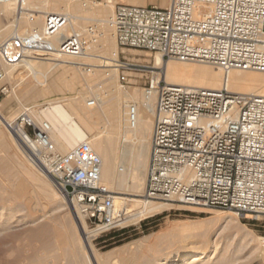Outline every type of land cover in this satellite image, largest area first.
I'll list each match as a JSON object with an SVG mask.
<instances>
[{
  "label": "built area",
  "instance_id": "2783aa9c",
  "mask_svg": "<svg viewBox=\"0 0 264 264\" xmlns=\"http://www.w3.org/2000/svg\"><path fill=\"white\" fill-rule=\"evenodd\" d=\"M73 19L70 13H48L41 28L0 43V81L6 76L3 65L28 57L90 55L101 43V25L67 35ZM109 24L123 55L138 50L163 59L202 60L226 74L264 69V0H171L165 7L121 3ZM121 54L112 61L122 87L146 77L145 96L157 90L144 199L264 219V96L170 85L163 79L155 88L151 63ZM9 92L7 85L0 86V96ZM98 103L99 98L88 100L89 106ZM128 109L134 124L138 104L130 102ZM9 130L77 216L97 227L107 225L103 230L114 227L116 193L103 183V160L88 141L60 152L51 139L52 125L33 106Z\"/></svg>",
  "mask_w": 264,
  "mask_h": 264
},
{
  "label": "rangeland",
  "instance_id": "374dc122",
  "mask_svg": "<svg viewBox=\"0 0 264 264\" xmlns=\"http://www.w3.org/2000/svg\"><path fill=\"white\" fill-rule=\"evenodd\" d=\"M32 1L31 4L42 5L40 7L45 4L43 0ZM127 1L129 0H115L114 4H110L107 0H61L58 7H52L50 2V5L46 4L43 8L54 13L71 12L75 18L71 22L73 26L70 24L71 26L68 25L67 27L68 32L65 33L68 35L75 31H82L95 22L102 24L100 19H109L113 15L116 5L129 4ZM0 5L3 6L5 3H0ZM149 5L162 7L160 0H150ZM71 6L73 7L72 11H70ZM74 9H76L77 14ZM22 10L24 11V9L7 10L3 15H0V43L11 35L14 21L17 16L23 13ZM98 10L101 12L98 13ZM27 17L23 13L20 18L19 25L22 34L33 30L35 27L41 28L43 26L44 18L38 25L30 26L25 24V21L28 20ZM108 27L110 28V26ZM101 29L103 32L105 31L103 24ZM109 35L111 38L113 37L117 50L121 54V49L117 45L112 29L109 31ZM111 48L107 52H103L100 43L90 55L78 58H67L66 56L28 57L35 61L34 67L36 68L28 67L29 65L24 62L14 67L13 70L3 65L6 76L0 81V86L7 85L10 89L9 93L0 96V110L3 116L8 122H14L25 108L33 106L41 117L48 120L40 112L48 107L52 100H63L73 113L77 107L82 108L83 106L99 111L104 104L89 106L87 100L97 98L98 95L104 99L113 98L118 94L121 98H125L126 94L124 93L127 91L132 93L138 102H141L140 99L145 98L143 88L147 82L146 77L133 80L134 84L129 87H122L118 79L119 72L115 70V64L110 59L114 44ZM125 52L120 57L126 56L140 62L151 63L155 69L149 74V77L155 80L154 87L157 86L156 82L160 80H156V72H160L165 77L167 65L162 64L160 68L155 66L158 54L138 50ZM54 58L66 59L69 62H61L60 65L53 67L52 59ZM163 61L174 62V64L181 66L187 64L186 66L191 67V69L197 67V64L198 66L201 64L213 68L219 67L198 60L181 61L165 58ZM78 62L80 63L78 64ZM250 71L264 73L261 70ZM245 73L247 71L233 70L230 73V80L234 74L243 78ZM223 74L225 75L224 71ZM107 87L111 88V95L105 91ZM73 98L78 99L75 101L77 105L73 103L71 106L69 104ZM156 101L157 99H155ZM99 120L93 126L92 134L107 137V120L105 117ZM8 128V125L0 123V134L3 135L7 144L6 148H3L0 143V208H5L0 213V264H28L29 260H56L59 264L62 261L61 264H71L72 262L70 263L68 260H81V264H87L83 251L84 243L75 221L74 210L65 197L61 196L60 201L57 200L56 193H62L47 177L48 174H43L28 158L25 151L19 147L18 139ZM122 129L117 135L118 137L116 136L118 154L121 151L122 135L125 133V128ZM151 139H149V147H151ZM56 146L63 153L70 150L63 151L58 144ZM117 160H119L117 161L118 168L123 165V160L120 156ZM127 166L130 167L129 164ZM118 173L123 177L126 176L125 172L118 171ZM103 183L106 185L105 181ZM22 190L26 191V194L24 196L21 194L20 197L19 193L23 192ZM110 190H116L119 192H115L117 196L125 197V199L116 198V220L118 221L113 228L101 230L99 235L92 237L91 246L99 254L117 253L118 256L114 260V263L116 261L117 263L115 264H131L129 263L130 259L138 260L135 264H151L152 261L144 263L143 260H153L155 257L164 254L168 247L174 244V241L163 238L158 242L156 248L149 249L146 246L151 244L150 238L155 234L164 235L172 225L190 226L191 228L188 227L189 231L186 230L184 234L199 236L190 238V241L193 242L191 248L194 250L203 248L202 241H209L206 246L205 261L201 264H264V219L258 215L247 216L236 210L194 208L173 202H154L167 204L161 212L139 218L137 212L143 202L138 199H144V193L134 194L133 187L130 185L120 186L114 190L110 188ZM27 191L29 192L27 193ZM87 226L89 229L97 228L96 225L89 223ZM115 231L124 232L115 236L111 235ZM209 231H214L210 238L207 236ZM63 236L64 238L61 239ZM139 243L140 247L138 246ZM175 245L181 247L185 245V242H177L173 246ZM80 262L78 263L80 264Z\"/></svg>",
  "mask_w": 264,
  "mask_h": 264
},
{
  "label": "bare ground",
  "instance_id": "6f19581e",
  "mask_svg": "<svg viewBox=\"0 0 264 264\" xmlns=\"http://www.w3.org/2000/svg\"><path fill=\"white\" fill-rule=\"evenodd\" d=\"M31 1L32 0H10L6 2L5 5L3 6L0 5V15H3L4 12H7V10L24 9V11L22 10L23 13L28 16L27 17L28 20L25 21V24L34 26V25H38L46 14L54 13L52 11L48 12L49 9L47 8H43L44 5L46 4L50 5V2H51L52 7H58L61 2V0H51V1L43 0L45 4L43 5V7H40L42 5L40 6H37L35 4L33 5L31 4ZM107 2L110 4H114L115 0H107ZM128 2L133 3L134 1L129 0L127 1V3ZM66 8L68 9V7ZM71 8H72L71 10L69 8L70 11L73 10L72 6ZM75 10L76 9H74V11ZM99 11L101 12V10H98V13ZM67 13L71 14V12L69 11H67ZM21 15L16 17L14 21V25L12 27L13 29H12L11 34L21 33L20 25H19ZM109 19H105V18L100 19L101 23L103 24L105 28V31L101 39V48L103 52H107L114 44V49L112 51V58H110L111 60H114V58L118 57L119 52L117 50L114 39H112L113 37L111 38L109 35V31H111L112 29L109 24ZM108 26H110L111 29ZM65 32H68L67 28H65ZM157 56L158 57L156 58L155 66L160 68L162 64H166L167 72H166L165 77H163V75L160 72L158 73L156 72L155 73L156 80L164 79L167 84L185 86V87H190L194 89L205 88V89H210V90H219L223 87H226L228 90L234 93L264 96V73L257 72V71L256 72L247 71V73H245V76L243 78H241L237 74H234L230 80V73L233 70L230 71L228 74L224 72L225 73L224 75L223 74L224 70L220 69L219 67L213 68V67H209V66H205L201 64H200L201 66L200 65L198 66L197 64V67L194 68L193 66L194 69H191V67L189 68L188 66H186L187 64L184 66L182 64L181 66V65L174 64V62L172 63L164 62L163 61L164 59L161 57V55L158 54ZM66 57L67 58H78V57H73V56H66ZM29 58L25 59L24 63L29 65L28 67L36 68L34 67L35 61ZM52 60H53V63H52L53 67L60 65L61 62H69L66 59L64 60V59L54 58ZM198 61L207 62V61H202V60H198ZM79 63L80 62H78V64ZM207 63H210V62H207ZM17 65H10L7 67L13 70V68L16 67ZM259 70L264 71V69H259ZM225 81H226V84H225ZM105 91L108 94L111 92V88L107 87L105 88ZM124 94H126L125 98H121L118 94L116 96H113V98L111 97V98H105V99L101 98L98 95L97 96V98H99L98 104L99 105L104 104L103 107L99 111H96L97 109H93L91 107L88 108V107L83 106L82 108L77 107L73 113L70 111L68 106L65 104L66 102L64 103L63 100H52L49 102V106L44 108L41 111V113L48 119V121L52 125L51 139L53 140V142L59 145L60 149H62L63 151H66V150L72 149L81 141H88L92 145L94 150L101 156L103 160L102 181H105L107 187L109 189L111 188L114 190L120 186L130 185V187L131 186L133 187L134 194H139V193L145 192L147 170H148L149 157H150V151H151V147H149V139L152 138L153 131H154L153 117H155V114H156V106H155L156 97L155 96L157 94V90L155 89L153 91V94L150 97L145 96V98H141V99L139 98L141 102H138L137 101L138 99L135 98L134 95L130 93L129 91H127ZM76 100L78 99L73 98L72 102L69 105L72 106V104L75 103ZM130 102H135L138 104V111L136 114L134 124L132 122L131 115L129 114V109H128V104ZM123 107H124V110H123ZM74 114H76V116H74ZM102 117H105L107 120L106 121L107 123L106 132L108 133L107 137H102L100 134L98 135L92 134L94 130L93 126ZM0 123L6 126L8 125V127L10 128V126H12L14 122L13 121L8 122L0 110ZM122 128H125V133L122 135L123 137L121 136L122 137V143L120 144L121 151L118 154V149H117L118 139L116 138L118 137L117 135L119 134ZM0 143L3 148H6L7 144L3 138V135L1 134H0ZM19 147L22 149L20 144H19ZM119 156L123 160V165L117 168V161H119L117 159ZM127 164H129L130 167L127 166ZM118 171L125 172L126 176L123 177L122 175L118 173ZM42 173L47 175L44 172ZM47 177L50 179V181H52V183H54L53 180H51L50 176L47 175ZM20 184L22 183L20 182ZM28 192L29 191H27V193ZM114 192L119 193L116 190H114ZM21 194L22 196H24L26 194V191L20 192L19 193L20 197H21ZM56 196H58L57 197L58 201H60L61 196L64 197L59 192L56 193ZM116 198L125 199V197L117 196V195H116ZM138 200H142L143 202V204L139 207V210L137 212V215L139 216V218L150 216L158 212H161L162 210H164V207L167 204V203H154L151 201H147L146 199H138ZM4 209H5L4 207L0 208V213L3 212ZM236 214H239V213H236ZM75 218H76L75 219L76 224L80 232V236L84 243L83 251L85 252V257L87 259L86 262H88L87 264H115L117 263V261L114 263V260L116 259L115 257L118 256L117 253H116L117 255L115 253L114 254L113 253L99 254L91 246L92 237L99 235L101 230L106 228L107 225H101L97 228L89 229L82 215L80 216L76 215ZM117 221L118 220H116L115 222ZM188 227L190 226L181 227V225L180 226L172 225L169 228V230L166 233H164V235L161 233L153 235V237L150 238L151 244L146 246L149 249L156 248V246L158 245V242L163 240V238L169 241L170 240L174 241V244H177V242H185V245L181 247L179 246L177 247L176 245L173 246L174 245L173 244L170 247H168V250L165 251L164 254L155 257L153 260H149V259L143 260L144 263H149V261L150 262L152 261L151 264H201L202 262H204L205 261L204 259L206 258V253H207L206 246L209 244V241L201 242V244H203L202 249H198V250L192 249L191 247L193 246V242L190 241V238L192 239V237L196 238L199 236H194L190 234L185 235L184 232L186 230L189 231ZM213 233L214 231H209L207 233V236L210 238ZM63 238L64 236L61 239ZM64 241H67V240L64 239ZM138 246L140 247V243L138 244ZM123 259L125 260V257ZM68 261L70 263L72 262L74 264H79L78 262H80L81 260H68ZM135 262H138V260H131V259L129 260V263L131 264H135ZM28 264H59V262H57L56 260H29Z\"/></svg>",
  "mask_w": 264,
  "mask_h": 264
},
{
  "label": "crops",
  "instance_id": "0c3cea01",
  "mask_svg": "<svg viewBox=\"0 0 264 264\" xmlns=\"http://www.w3.org/2000/svg\"><path fill=\"white\" fill-rule=\"evenodd\" d=\"M131 1H134L133 2L134 4H139V5H145L146 2H147L146 5H149V3H150V0H131ZM160 2H161V6L165 7V6H168L170 4L171 0H160ZM133 3H131V4H133Z\"/></svg>",
  "mask_w": 264,
  "mask_h": 264
},
{
  "label": "trees",
  "instance_id": "16d2710c",
  "mask_svg": "<svg viewBox=\"0 0 264 264\" xmlns=\"http://www.w3.org/2000/svg\"><path fill=\"white\" fill-rule=\"evenodd\" d=\"M124 231H121V232H119V231H115V232H113L111 235H113V236H115V235H119L120 233H123Z\"/></svg>",
  "mask_w": 264,
  "mask_h": 264
}]
</instances>
